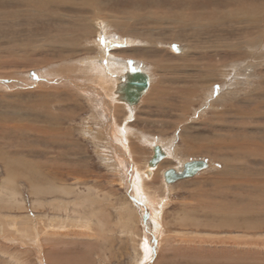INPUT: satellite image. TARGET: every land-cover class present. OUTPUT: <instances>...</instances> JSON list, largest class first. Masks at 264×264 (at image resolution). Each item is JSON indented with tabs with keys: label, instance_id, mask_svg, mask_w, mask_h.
<instances>
[{
	"label": "rangeland",
	"instance_id": "rangeland-1",
	"mask_svg": "<svg viewBox=\"0 0 264 264\" xmlns=\"http://www.w3.org/2000/svg\"><path fill=\"white\" fill-rule=\"evenodd\" d=\"M64 1L65 0L59 1V3H67ZM38 2L55 3L53 0H32V2L27 0L26 3ZM218 2L223 3L225 1L218 0ZM0 3H4V5H0V10L1 6H5L9 9L4 10L15 11L16 6L12 3L23 2L21 0H0ZM169 4L170 3H165L164 6ZM234 5L237 6L236 3H229L228 7H234ZM106 7L111 9L110 5H107ZM128 7L132 8V6ZM139 7H142V5ZM66 8L67 9H64V12L71 15V17L65 19L64 26L68 31L66 34L69 33L70 36V40H68L72 43L76 42L81 36L86 37L84 33H88L87 31H90L93 28V26H86V20L85 24L79 28V14L84 13V15L87 14L90 16L93 11H82L77 9L74 4H71L69 8ZM125 8L130 10L127 6ZM224 8L226 7L224 6ZM175 9H177V7ZM105 10L107 9L105 8ZM96 12L93 13L92 20L101 27L100 24L105 25V23L99 22V17H102V15L98 13L96 14ZM105 13L108 16L109 12L106 11ZM107 21L109 22V28L115 27L113 30L119 31L121 34L129 37L134 36V33L129 31V26L115 24L108 19ZM261 25L262 26L254 28L253 32L247 31L249 33L247 38L256 35L257 29H264V13L261 19ZM61 26H63V23ZM165 26L170 27L171 25L166 24ZM46 28L50 27L45 25V27L41 28V30H45ZM51 29L54 31L53 28ZM99 32H101V30ZM146 32L148 33L149 31ZM200 32H202L201 35H198V38L195 39L191 36L189 31H187V33L184 31L181 33V36L183 37L182 40L177 41L175 39L176 41H173V38L169 36V34L173 32L168 29L163 30V34L165 36L163 41H166H161L164 43L161 45H163L162 48L164 52L153 55L151 58L155 59V61L159 60L166 63L176 61V57H173V54L170 51L166 52V50H168V44L184 43L186 47L191 50L193 55L191 59L195 63H202L203 65L206 63H217L218 66L223 64V66H225L227 64V70H236L238 75L237 77L243 76L241 72H245L243 74L246 75L247 70H251L249 73L253 72L255 74V77L252 76V81H254L256 89L254 85L252 87V84H247L246 87L245 85H241L238 78L236 82V92L231 94V97L228 96L229 98L226 96L227 98L224 100H216L212 102V107L210 106L209 109L208 107H205L206 105L202 108V104H204L203 102H205V99L207 98L204 92L209 91L212 85H215V90H219L221 84L219 82L224 80L228 81L229 76H226V79H222L218 76V79H212L213 81L204 79V81L191 82L195 80H189L186 83L187 86L188 84L191 85V88H195L196 92L191 99L192 105L189 109L190 111H183V115H180L182 111L178 109H171L170 112H168L169 110L167 111V109L163 110V108L160 107V102L159 108L157 105H152L150 107L147 105L145 106L146 108L142 105L137 111L136 116L129 121L125 120L126 116H123L122 114L115 115L114 122L117 121L121 124V126L124 127L126 124L127 126L130 125L133 130L134 128H136V131L142 130L149 137V139H155L154 141H158L160 139L159 143L164 140V142L167 144L169 143V145L172 143V147H176V150H180L176 151L178 160L171 158L172 161L170 163L169 161H164L162 163V165L164 164L163 169L165 167L167 170L173 168L172 166L175 167L180 161L188 158H190V160L204 159L211 164V166L209 164L210 169L198 175L200 179L196 176L200 181L199 183H195L196 185L191 183V179H185L173 184V187L165 188L162 185V170L159 173V178H155L151 182L148 180V185L152 183L151 185H154V189L156 186L159 188L155 191H152L154 190L153 188L151 191L149 188L144 189L146 194L154 196H151L152 199L150 198V200L153 201L159 199L160 201V198H165L166 202L168 201L167 205H164L165 209L163 213H161V223L164 230L161 228L158 235L159 237L152 243V246L148 244L149 248L151 246L152 251L149 255L150 258L147 257L149 251L145 252L141 241V237L142 239H145V226H143V223L139 220L140 218H138V221L136 220L131 207V205L136 207L134 194L129 190L130 188L126 185V179L123 180L121 175L125 173L128 167L130 168V164L124 157L126 160V168L124 167L125 170L124 168L121 169L117 160H115L117 158L115 148L105 144L103 140L93 138V136L91 137L90 134L86 133L87 129L84 130L86 128V126L84 128V125H86V123L94 125L96 121L89 119L90 111L87 107L84 106L83 110L80 108L74 109L70 107L71 104L68 103L69 101L74 103L73 99L76 101L79 99L81 100L78 93L71 90L68 91L67 101L64 103H68L70 105L67 104L68 107L67 105L64 107L66 109L61 108L62 106L56 103L53 107L54 109L59 106L53 110L56 112L58 111V113L65 112L66 114H74V118L71 120L64 119V124L61 128L62 132L66 131L69 133H63L61 138L59 137L60 141L58 138H55L58 139L56 141L59 142H53L52 140L44 142V140L39 138L42 137L40 135L37 137V135L33 132L30 133L29 131L25 134L21 133L23 135H20L12 128L13 123L17 122L20 118L16 114L14 116L13 112L11 113V111L16 108L15 104L17 105L16 100H18V97L20 100H24V102H34V100H37V102H34L36 104L40 103V101L42 102L43 100L41 96L37 95L39 92H37L36 89H33L32 92L13 90L10 92L7 91V93L3 94V91L0 89V122H2L0 123V151H3L0 152V187L4 178L8 175L7 170L11 169V167L13 169L16 166L13 164L14 160L12 159L17 158L18 156H21L22 159L24 157V162H46V165H38L35 169H37L38 172L43 169L41 170L42 173L41 171L39 172L42 177L46 175H53L49 178V180H42L45 184L43 185L45 188L43 191L44 193H38L34 190L36 192L35 193L33 191L30 181L27 180L25 173L21 175L23 177L20 176V178L18 177L14 183H11L12 186L15 184L14 187L17 186V189L20 191L19 196H16L17 198L15 201L13 197L8 200L9 197L1 195L0 193V264H264V241H261L263 243L257 242L256 244H245L243 242V244H237L235 242L237 239L242 237L243 239H246V236L248 238L250 234L264 237V227L260 228L259 231L256 230L257 228L253 230H236L234 228H228L230 230L229 231L219 227L218 223L220 224L223 222V217L219 214V210L218 212L213 210V207L216 206L213 202H223L222 198L215 196V191L217 192L221 189V184H212L209 182L211 178L214 179L220 175L222 176L221 173L223 172L225 165L223 160H225V157L229 156L228 150L230 148L228 146H220L219 143H224L223 140L225 139L230 140L227 135H234L235 137V134L238 133L236 138H241L239 139L241 143L247 140L249 135H252L253 138L255 137L254 139H260L262 135L264 136V114L258 113L255 117H249L245 114V111L251 110V108L256 110L255 105L251 104L248 97L250 100L253 99L255 94L260 92L261 88L264 86V83L262 82L264 79V42L262 40L260 44L261 48L258 51L256 50L251 53L243 52L231 55L227 54L224 56V54H215V52L212 51L216 47V45L213 44L215 42H212V39L210 40V38H208L203 31L198 29V33ZM95 34L96 32L94 34L88 33L86 39H89ZM160 36L161 34H159V37ZM98 37L102 38V36L100 37V34L97 35V38ZM232 37L234 38V36ZM232 37L229 36L231 39ZM126 40L127 38L125 37L122 41H119L120 45H124ZM189 42L190 44L195 43V45L198 46L197 49H193L189 46ZM114 47V45H111L110 49H114ZM73 48L75 49V47ZM110 49L109 52L104 51L103 53L112 57L113 53ZM96 50L97 48L88 50L91 52H87V55H82L81 52H77L75 56H69L74 59L83 58L84 56L95 55ZM64 57H66V60H71V58L66 55H64L62 59H64ZM242 62H244L245 65ZM140 66L141 64L139 63V67ZM128 67H130V64L126 61L120 74L124 75ZM170 68L165 71L157 69V73H159L157 75H159V78H162L164 75L162 81L165 79L168 80L166 85L167 88L165 87L168 94L164 96V99L162 96L159 97V101L163 99V101L165 100L168 104L171 101L175 102L178 100V98H173L171 96L174 91H177L175 90L177 86L183 85L182 81L180 82L181 84L179 82H172V75H174V73ZM190 68L193 69L179 72L178 75L188 74L198 80L204 78V73H202V71H198L197 66H195V69L194 66H191ZM3 70L10 71V69L0 68L1 72H5ZM120 74L119 77L121 79L123 75L121 76ZM259 75H261L260 78ZM115 80H117V78H115ZM172 85H174V87H172ZM41 90L43 94L46 92V88H41ZM11 92H16V94L20 93L17 95L18 97H15V99L17 98L16 100H14V96L10 95L12 94ZM177 94L178 92H176L175 95ZM32 95L33 97H31ZM217 95L218 93L213 96L215 97ZM1 96H3V98H1ZM205 96L206 98H204ZM7 97L8 101H4ZM61 98L64 97L61 96ZM11 99L14 100V102H12ZM51 99L52 97L49 100L51 101ZM260 99H262V97H260ZM55 100L56 99L54 97L53 101ZM45 101L46 100L44 99L42 103H45ZM262 103V109H259L263 111L264 104ZM232 104L233 106H237L240 110L242 109V113L244 110V113L241 116L234 113L231 109ZM148 110L151 112L147 113ZM10 116H12V118ZM145 118H149L152 122H148V120L146 121ZM154 118L159 120V122ZM81 126L83 127L81 128ZM96 127L98 129V126ZM108 127L109 126H107V128ZM201 134L205 135L202 136ZM245 136L248 137L244 139ZM105 138L106 141L108 140L107 142H109V138ZM130 140V144L132 145H128L130 146V150L134 146L132 149L136 155L135 161L132 159L133 156H131V163L135 164V162L138 161L140 166H137V168L140 171L144 170L148 158L151 157L153 151L152 146L150 143L145 144L144 142H139L136 136H130ZM16 143H18V145L20 144L19 146H21L22 143V147L20 148L21 154L18 152ZM261 143L262 141L260 144ZM127 148L129 147L127 146ZM243 155V158L241 155L243 161L242 165L248 162L246 165L252 164L254 166H246L247 168L244 167L241 170L244 169L245 172L251 171L252 173L254 169V171L259 172V170H261V172L264 173V160H262L261 157H257L260 161L256 158L250 160L251 157L246 159L248 155ZM245 160H247L246 163ZM215 161H217V163H215ZM49 169L50 174L48 172ZM123 170L124 172L122 173ZM227 170L230 172L231 168H227ZM219 172L221 173L219 174ZM214 175L215 177H213ZM253 175L256 174L253 173ZM196 177L192 178V180ZM143 183L144 181H142V184ZM47 188L48 190H46ZM216 188L218 189L215 190ZM259 193L261 194L262 192L259 191ZM155 194L157 195L156 197ZM203 199H205L206 202L200 203V200ZM259 207L260 213H257V215L255 213L252 217L250 214H247L248 216L244 214L239 217V219L241 217L243 218L240 219V221H254L257 223V221L260 220L259 222L263 223L264 206ZM136 209L138 211V208ZM155 209H157V207H155ZM258 214H260V216ZM138 217H140V213ZM62 223L64 224L62 225ZM56 224L59 225L58 228L56 227ZM33 227H35L36 230H33ZM162 231L163 234L165 233L163 239L161 237ZM234 236L235 239L233 238ZM35 238L38 241H36ZM223 238H226L227 240L224 241L225 243L222 242ZM149 239L151 240L152 238ZM148 242L150 243L149 240Z\"/></svg>",
	"mask_w": 264,
	"mask_h": 264
},
{
	"label": "bare ground",
	"instance_id": "bare-ground-1",
	"mask_svg": "<svg viewBox=\"0 0 264 264\" xmlns=\"http://www.w3.org/2000/svg\"><path fill=\"white\" fill-rule=\"evenodd\" d=\"M21 1L23 3H12L13 5L16 6L15 11L4 10V9H9L8 7L5 6H1V10H0V68L10 69V71H5V70H3L5 72L0 71V89L1 91H3V94L7 93V91L10 92L13 90H20L21 92L22 91L32 92L33 89H36V91L39 92L37 93V95L43 98L42 102L44 101V99L46 101L45 103H42L40 101V103H36L37 105L34 103L37 102V100H34V102H28V101L24 102V100H20V98L17 96L20 93L16 94L17 91L11 92L12 94L10 95L14 96V100L17 99V98L15 99L16 96L18 97V100H16L17 105L15 104L16 108H14L11 111V113L13 112L14 116L16 114L20 117L17 122L13 123V125L11 124L12 128L14 129V131H16V133L20 135H23L27 131H29L30 133L33 132L35 135H37V137H39L38 135L42 136L39 138L44 140V142H49L50 140H52L53 142H59L60 141L59 137L61 138L63 133L65 134L69 133L66 131L62 132L61 130L64 124L63 123L64 119L71 120L72 118H74L73 117L74 114L73 113L66 114L65 112L58 113V111L57 112L53 111L55 110V108L59 107L57 106L53 109L54 104L55 103L59 104L60 106H62L61 108H64L68 103H70L71 104L70 107L74 109L80 108L81 110L84 109V106L87 107L88 110L90 111L89 119H92L93 121L96 122L94 125H91L89 123H86V125H84V128L86 126L84 130L87 129L86 133L90 134L91 137L93 136V138H96L98 140H103L105 144L115 148L116 156H117L115 160H117L118 165L120 166L121 169L124 167L126 168L125 158L128 160L130 164V165L128 164L130 168L128 167L125 173L121 175L123 180L126 179L127 182L126 185H128V187L130 188L129 190L134 194L136 207H133V205L131 204L130 205L133 209V214L135 215L136 220L138 221V218H140L139 220H141L143 226H145L144 227L146 231L144 233L145 239H142L141 237V241L143 245L142 247L143 249H145V252L149 251L147 257L150 258L149 255L152 253L151 251L152 243L155 242L156 239L159 237L158 235L162 228L161 213H163L165 209L164 205H167L168 201L166 202L165 198L163 197H162L163 199L160 198V201L159 199L153 201L150 200L151 196L153 195L146 194L144 192V189L149 188V190L151 191L154 185L152 186L151 185L152 183L151 184L149 183L151 186L148 185V180L151 182L153 181V179L159 178V173L162 170L161 173L162 185L165 188L173 187L174 186L173 184H176L178 183V181L185 179L188 180L191 179L190 180L191 183L194 184L199 183L200 177L198 175L210 169L211 164L210 162H207V160L201 159L207 162L206 167L197 169L196 172H194L192 175L177 178L174 181H167L165 178V172L167 171V169H165L166 167L163 169L164 164L162 165V163L164 161H169L170 163L172 161L171 158L177 159L178 155L176 151H180V150L178 149L176 150V147L174 148L172 147V143L169 145V143L167 144L166 142H164V140L161 141L162 143L161 142L159 143L160 139L158 141L157 140L154 141L155 139L151 140L142 130L136 131L135 130L136 128H134L133 130V128L130 125L127 126L126 124L123 127L117 121H115L116 122L115 123L114 122L115 115L122 114L123 116H126L125 120L129 121L136 116L137 111L141 108L142 105L143 107L147 105L149 107L152 105L155 106L157 105V107L159 108V102L161 103V105H163V106L160 105V107H162L163 110L167 109V111L169 110L168 112H170L171 109H178L182 111L180 115H183V111H190L189 109L192 105L191 99L193 98L194 93L196 92V89L191 88L192 87L191 85L188 84L187 86L186 83L189 80H195L191 82L204 81V79L210 81L212 79L217 78L218 76H220L222 79H226V76H229L228 81L224 80L222 82H219L221 83L219 90H215L214 88L215 85H212L209 91L204 92L207 98L206 96L204 97L206 99L205 102H203L204 104H202V108L205 105H206L205 107L208 108L210 106L212 107L211 105L212 102L216 100H224L228 96L231 97V94H234L236 92L235 89L237 86L236 82L238 78L241 85L243 86L245 85L246 87L247 84H252L253 87L254 81H252V76H254L255 74L253 72H252L253 74L249 73L251 70L249 71L247 70L248 73L246 72V75L243 74L245 72H241L243 76L237 77L238 75L236 73V70L235 71L227 70L228 69L227 64L225 66H223L224 64L218 66L217 63H206L205 65H203L202 63L201 64L195 63L191 59L193 57L191 50L188 49L184 43H180V44L171 43L168 44L167 47L168 50L165 49L166 52L170 51L173 54V57H176L175 58L176 61L166 63L163 61H159L157 59H156L157 61H155V59H152L151 57H153V55H157L159 53L164 52L162 48L163 45H161L164 43H162L161 41H163L165 38L163 34V30L166 29L171 30L173 32L169 34V36L173 38V39L171 38L173 41L182 40L183 37L181 36V33H183L184 31H186V33L187 31H189L191 36L194 37L195 39H197L198 35H201L202 33V32L198 33V29L200 31H203L204 34L207 35L208 38H210V40L212 39V42H215L213 44L216 45V47L215 49L213 48L214 50H212L215 52V54H224L225 56L227 54L231 55V54H240L243 52L251 53L256 50L258 51L261 48L260 44L262 40L264 42V29L261 30L257 29L256 35L250 38H247V36L249 35L247 31L253 32L254 28L262 26L261 19L264 13V0H224L225 2L223 3L222 2L219 3L218 0H80V1L65 0L64 2L67 3H59V1L62 0H53L55 1V3H41V2L26 3L27 0H21ZM213 1H217V2H213ZM30 2H32V0H30ZM163 2L170 4L164 6L165 3ZM229 3H236L237 6L234 5V7L231 6L228 7ZM71 4H74L77 7V9H80L82 11L83 10L93 11L90 16H88L87 14L84 15V13L79 14L80 17L79 28L83 24H85V20H86L87 27L93 26L92 30L87 32L89 34H94L96 32V34L90 37L89 39H86L88 33H84L86 37L81 36L80 37L81 39L79 38L80 40L78 39L76 42H72V43L69 41L70 36L69 33L66 34V32L68 31L67 28L64 26L65 24L64 22L65 19L70 18L71 15H68V13L64 12L65 11L64 9H67L66 7L69 8ZM137 4L139 6L142 5V7H139ZM0 5H4V3H0ZM107 5H110L111 9H108L106 7ZM126 6L127 8H130L128 6H132V8H130V10L129 9L127 10L125 8ZM224 6L226 8H224ZM176 7L177 9H175ZM105 8L107 10H105ZM106 11L109 12L108 16L105 13ZM94 12H96V14L98 13L102 15V17H99L100 20L99 22L105 23V25L100 24L101 25L100 27L98 24L95 23V21L93 22L92 17ZM107 19L115 24L129 26L130 28L129 31L130 32L132 31L134 33V36L129 37L124 34H121L119 31L113 30L115 27L109 28V24H108L109 22L107 21ZM62 23L63 26H61ZM166 24H170L171 26L170 27L165 26ZM45 25H47L50 28L41 30V28L45 27ZM51 28H53L54 31ZM100 30L101 32H99ZM146 31H149L148 32L149 34ZM99 34L100 37L102 36V38L99 37L97 38V35ZM159 34H161L160 37ZM229 36L231 37L234 36V38L232 37L231 39L229 38ZM125 37L127 38L126 42L124 43V45L123 44L120 45L119 41H122ZM111 45L115 46L114 49H110ZM189 46H191L193 49H197L198 47L197 45H195V43L190 44V42H189ZM73 47H75V49ZM95 47L97 48L95 55L84 56L83 58H76V59H74L73 57L71 58L69 56V55L75 56L77 52H81L82 55H87V52H91L88 50L96 49ZM109 49L113 53L112 54L110 52L112 54V57H109L105 55V53H103L104 51L109 52ZM101 54L102 56L100 58L99 56ZM64 55L71 58V60H66V57L62 59ZM126 61L127 63L130 64V67H128L125 73L129 71V69L132 70L131 68H133V69H141L149 76V87H147V89H145L141 93L138 102L134 104H130L127 101H125L121 97V94L119 92L121 79L125 76V74L123 75L120 73L123 70ZM139 63L141 64L140 67H139ZM191 66H194V69L195 66H197L198 71H202V73H204V78L198 80L197 78H193L191 75L188 74L178 75L179 72L193 69L190 68ZM169 68L174 73V75H172V79H173L172 82L180 83L182 81L183 85H179L177 86V88L175 87L176 88L175 90L177 91H174L171 96L173 98H178L179 101L178 100H177L178 102L171 101L168 104L167 102H165V100L163 101L164 96L168 94L166 92L167 91L166 85L168 80L165 79L162 81L164 75L162 78H159V75H157L159 74L157 73L158 72L157 69L158 70L161 69L165 71L166 69L168 70ZM119 74L121 76L123 75L121 79L119 77ZM260 76L261 75H259V78ZM115 78H117V80H115ZM262 82L264 83V79L262 80ZM172 87H174V85H172ZM254 87L256 89L255 85ZM41 88L42 89L46 88V92H44L45 95L42 93ZM263 89L264 86L261 88L260 92L255 94V97L253 99L250 100L248 97V100L251 102V104L255 105L256 110H254V108H251V110L245 111L246 112L245 114H247L246 116L255 117L256 114L258 113L264 114V110L263 111L261 110L262 109L261 103L263 102L262 104H264ZM69 90L78 93L79 97H81V100L79 99L78 101H76L73 99L74 103H72L71 101H69L67 104L64 103L67 101V93ZM176 92H178L177 95H175ZM217 93L218 95L214 97L213 95ZM3 96H1V98H3ZM61 96H63L64 98H61ZM161 96L163 99L159 101V97ZM31 97H33V95ZM51 97L52 99L50 101L49 99ZM54 97L56 99L55 101H53ZM260 97H262V99H260ZM7 99L8 97L4 99V101H6ZM14 100L11 99L12 102H14ZM231 109L234 111V113L240 116L244 113V110L242 113V109L240 110L237 106H233V104ZM150 112H151L150 110L147 111V113ZM10 117L12 118V116ZM145 120L146 121L148 120V122L149 121L152 122L149 118H145ZM155 120L159 122V120L157 119ZM96 126H98V129ZM107 126L109 127L107 128ZM82 127L83 126H81V128ZM237 135L238 133L235 134V137L234 135H227L229 136L228 138H230V140L225 139L223 140L224 143H219L220 146H228L230 149L228 150L229 156L225 157V160H223L225 162L224 170L222 173L219 172V174L221 173L222 176L220 175L214 179L211 178V180H209V182H211L212 184H219V185L221 184L220 185L221 189H219L216 192L215 190L218 189L216 188L213 191H215V196H219L220 198L223 199V202L214 201L213 203L216 206L213 207V210H216L217 212L219 210V214L223 217L222 218L223 222L220 224L218 223V226L221 228L227 230H229L228 228H234L236 230L239 229L253 230L257 228L256 230L259 231L260 228L264 227V222L261 223L259 222L260 220L257 221V223H255L254 221L245 222V221H240V219L243 218L241 217L239 219V217L243 216L244 214L246 215L250 214L251 217L255 215V213L257 215V213H260L259 206H264V173L261 172V170L257 172L254 171L253 169L254 172L252 171L251 173V171L245 172L244 169L243 170L241 169L246 166L248 167L252 165V164L246 165L248 163V162L246 163L247 160H245L246 164L242 165L243 162L242 158L244 156L243 154L248 155L246 159L251 157L250 158L251 160L253 158L257 159V157H261L262 160H264V136L262 135V137H260L262 141V143L260 144L261 142L260 139H254L255 137L253 138L252 135H249V138H247L248 136L247 137L245 136L244 139L247 138V140L241 143L239 140L241 138L239 139L236 138ZM130 136L131 137L136 136L139 142L142 143L144 142L145 144L150 143V145L152 146L153 151L151 157L148 158L147 160L146 167L144 170L140 171L137 168V166L138 167L140 166L138 164V161H136L135 164L131 163L132 161L131 156H133L132 159L135 161L136 155L134 154V151L132 149L134 146L130 150V146L128 145L131 143ZM105 137L109 138V142H107L108 140L106 141ZM55 138H58L59 141H56L58 139ZM16 144H17L18 152L19 154H21L20 148L22 147V143L21 146H19L20 144L18 145V143ZM126 145L129 148H127ZM156 147L160 148V150L163 153V157L156 164L152 165L149 162L154 156ZM23 159L21 156L12 159L14 160L13 164H15L16 166L13 169L11 167V169L7 170L8 175L6 176V178H4V181L1 184L0 193L1 195L9 197L8 200L11 199V197H13L15 201L17 198L16 196L17 195L19 196V192H20L19 189H17V186L14 187L15 184L14 186H12L11 183L12 182L14 183V181H16L18 177L20 178L22 174L24 173L26 174V178L28 181H30L33 191L35 190L38 193L40 192L42 193L45 190V188L43 187V185H45L43 181L45 179L49 180V178L53 176V175H46L42 177L39 172L43 169H41L39 172L37 171V169H35V167H38V165H46L47 164L46 162L44 161L24 162ZM191 160L190 158L186 160L183 159L180 162L178 161L179 162L178 165L172 167L177 172H180L183 170L185 163ZM257 160L260 161V159ZM215 163H217V161H215ZM227 168H231V171L228 172ZM124 170L122 171V173L124 172ZM48 172L50 174V169ZM253 173L256 175H253ZM196 176H198L199 179ZM194 177L196 178L192 180V178ZM213 177H215V175ZM142 181H144L143 184ZM157 187L158 186H156L155 189L153 188L154 190L152 191L159 189ZM46 190H48V188ZM259 191H261L262 193L260 194ZM156 196L157 195L155 194V197ZM201 202L205 203L206 201L205 199H203L200 200V203ZM155 207H157V209H155ZM136 208H138V211ZM139 213H140V217H138ZM258 215L260 216V214ZM63 224L64 223H62V225ZM58 226L59 225H57L56 227L58 228ZM33 230H36V228L33 227ZM164 234L162 231V236H161L162 239L164 237ZM36 238L35 240L38 241ZM149 238L152 239L150 240ZM233 238L235 239V236ZM148 240L150 241V243L148 242ZM145 241L148 243H146ZM224 241H227L226 238H223L222 242ZM261 241H264V237L250 234L248 238L247 236L246 239H243L242 237L237 239V241L235 242L237 244H243V243L256 244L257 242L260 243ZM148 244L151 245L150 248Z\"/></svg>",
	"mask_w": 264,
	"mask_h": 264
},
{
	"label": "water",
	"instance_id": "water-1",
	"mask_svg": "<svg viewBox=\"0 0 264 264\" xmlns=\"http://www.w3.org/2000/svg\"><path fill=\"white\" fill-rule=\"evenodd\" d=\"M119 92L121 97L130 104L137 103L141 93L149 87V76L141 69H132L125 73L121 79ZM163 157V153L159 147L155 148V153L150 164L154 165ZM207 162L201 159L191 160L185 163L182 171L177 172L173 168L165 172L167 181H174L177 178L192 175L197 169L206 167Z\"/></svg>",
	"mask_w": 264,
	"mask_h": 264
},
{
	"label": "crops",
	"instance_id": "crops-1",
	"mask_svg": "<svg viewBox=\"0 0 264 264\" xmlns=\"http://www.w3.org/2000/svg\"><path fill=\"white\" fill-rule=\"evenodd\" d=\"M101 56H102V54L99 57L101 58ZM131 69H133V68H131Z\"/></svg>",
	"mask_w": 264,
	"mask_h": 264
}]
</instances>
